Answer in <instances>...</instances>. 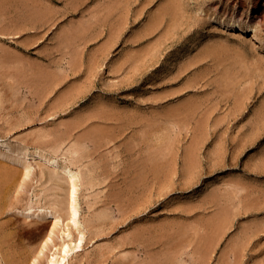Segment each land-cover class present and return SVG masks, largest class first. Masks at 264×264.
Returning <instances> with one entry per match:
<instances>
[{
    "label": "rangeland",
    "instance_id": "obj_1",
    "mask_svg": "<svg viewBox=\"0 0 264 264\" xmlns=\"http://www.w3.org/2000/svg\"><path fill=\"white\" fill-rule=\"evenodd\" d=\"M170 1L0 0V162L54 156L78 210L69 176L28 159L0 264H46L68 227L66 264H264V48L229 26L264 38V0ZM44 206L61 217L40 253L54 220L26 213Z\"/></svg>",
    "mask_w": 264,
    "mask_h": 264
},
{
    "label": "bare ground",
    "instance_id": "obj_2",
    "mask_svg": "<svg viewBox=\"0 0 264 264\" xmlns=\"http://www.w3.org/2000/svg\"><path fill=\"white\" fill-rule=\"evenodd\" d=\"M71 2H75V3H78V2H80V3H82V2H87V0H70ZM172 1V0H171ZM170 1V2H171ZM173 3H174V1H172ZM177 3H179L178 1H177ZM172 4V3H171ZM175 5H176V3H175ZM183 5V4H182ZM177 6H178V4H177ZM179 7V6H178ZM175 8V7H174ZM176 9V8H175ZM178 11H180V10H178ZM175 14V13H174ZM223 21V20H222ZM225 21V20H224ZM224 21L223 22H221V20H220V22L221 23H223L224 25L228 22H226V23H224ZM218 22V24H220V22L219 21H217ZM238 21H230V24L229 23H227V24H229V26L230 27H233V29H236V30H234V31H237L238 33H250L251 34V40H252V42L253 43H261L262 45H263V48H264V38H262L261 36H260V34H258L257 32H256V29L253 27V26H243V25H241V24H238L237 23ZM222 25V24H221ZM227 26V25H226ZM229 28V27H228ZM232 29V28H231ZM214 45V44H213ZM218 46H219V48H221L220 49V51H222L223 50V48H222V46L224 47V45H221V44H217ZM216 45V47L218 48V46ZM221 46V47H220ZM226 46V45H225ZM227 48V47H226ZM210 50V49H209ZM214 50V49H213ZM219 50V49H218ZM231 50V49H230ZM230 50H228V51H230ZM240 50V49H239ZM224 51H226V49L224 50ZM238 51V50H237ZM238 54H241V52L240 51H238ZM242 55V54H241ZM7 143H0V147L1 148H4V149H8L9 150V147H8V145H6ZM13 153H14V155H4V153H2V155H3V157H5L6 159H7V163H3L2 164V162H0V212H1V209H2V203L4 204L5 203V200L4 199H7V197L12 193V191H17L16 189H17V187L19 186L20 187V189H21V187H23L24 188V186H27V185H23L24 184V181L26 180V178L27 177H29L30 176V174H31V165H30V163L28 162V159H39V160H41V161H43L45 164H47V165H50L51 167L52 166H54V167H59L60 168V170L62 171V173H64V174H66V175H68L69 176V187L70 188H68L69 189V191H67L68 192V202H66L67 200L65 199V196H64V199L66 200L65 202L68 204V212L70 213V218H71V221L76 225L77 224V214H78V210H77V200H76V193H77V176L75 175V173L74 172H72L71 170H70V168L66 165H60L59 164V162L57 161V159L54 157V156H50V155H46V154H44V153H42V152H40V151H38V150H27V149H17V150H15V151H13ZM1 154V153H0ZM21 166V168H19ZM27 183H28V181H27ZM26 184V183H25ZM22 188V189H23ZM48 189V188H47ZM60 189H61V187H60ZM65 189V188H64ZM50 190V189H49ZM20 191V190H19ZM19 191H17L18 193H19ZM11 195H13V194H11ZM56 195V194H55ZM14 196V198H15V195H13ZM12 197V196H11ZM56 197V196H55ZM16 198H17V196H16ZM10 199V198H9ZM12 199H13V197H12ZM19 199V201H17ZM18 199H15V202L17 203H19L20 204V196L18 197ZM59 200V202L61 201V199L59 198L58 199ZM13 202L14 201V199L13 200H10V202ZM7 202V201H6ZM56 202H57V200H56ZM58 202V203H59ZM65 202H63V204L65 203ZM22 203V202H21ZM65 203V204H66ZM8 204V203H7ZM12 204H15V203H12ZM18 204V205H19ZM25 204H27V203H25ZM60 204V203H59ZM62 204V205H63ZM66 204V205H67ZM9 206H11V204H9L8 205V207ZM13 206H17V205H13ZM21 206V205H20ZM23 206V205H22ZM8 207H6V210H7V208ZM24 207V206H23ZM25 207H26V205H25ZM43 207V206H42ZM45 207V206H44ZM64 207H66V206H64ZM4 208V207H3ZM10 208V207H9ZM8 208V209H9ZM12 208V207H11ZM62 208V207H61ZM67 208V207H66ZM21 209H23L22 207H21ZM54 209V208H53ZM53 209H51L50 208V206L49 207H45V208H42V209H39V210H35V211H33L32 213H26L28 216H35V217H37V218H40V219H47V218H49V217H52L53 218V220H54V223L52 224L53 226H52V228H51V230L50 231H48V232H50V234L48 235L47 233H45L48 237H47V239H45L42 243H43V245H42V249H40L41 251H39L40 253H42L43 252V249L46 247V245L48 244V242L50 241V243H51V240L53 241V239H52V237L51 236H53L52 235V233L54 234V229H55V227L57 226V225H59L58 223H59V221H60V217L58 216V212L56 211H54ZM60 209V208H59ZM5 209H3V211H4ZM14 210V209H13ZM16 210V209H15ZM59 214H60V212H59ZM44 220H43V223H44ZM42 221V220H41ZM37 224V223H36ZM8 227V226H7ZM6 227V228H7ZM140 227V226H139ZM138 227V228H139ZM156 227V226H155ZM167 227V226H166ZM2 228H3V226H2ZM20 228V227H19ZM141 228V227H140ZM170 229H172L173 227H169ZM205 228H207V227H205ZM210 228V227H209ZM148 229H150V228H148ZM18 230V229H17ZM27 230V229H26ZM35 230V229H34ZM159 230V229H158ZM172 230H174V229H172ZM207 231H209V230H207ZM146 232H147V229H138L137 231H136V234H138V235H142L143 236V234H146ZM160 232H161V230H160ZM159 232V233H160ZM210 232V231H209ZM211 232H212V229H211ZM154 233V232H153ZM204 233H206V232H204ZM214 233V232H213ZM213 233H212V235H213ZM64 236H66L67 237V239L66 240H68V238H70V236H71V234H70V231H69V227L66 229V232H64ZM133 234V233H132ZM210 233H208V235H209ZM134 235V234H133ZM205 235V234H204ZM207 235V236H208ZM211 235V236H212ZM215 235V234H214ZM5 235H3V237H4ZM147 236H148V234H147ZM149 236H150V234H149ZM148 236V237H149ZM43 237H46V236H44L43 235ZM82 237H83V234L82 233H80L79 232V238H78V242L77 243H75L74 244V247H76V248H78V247H80V244H81V242H82ZM210 237V236H209ZM215 237V236H214ZM39 238V237H38ZM134 238V237H133ZM157 238V237H156ZM202 238H208V237H206V236H204V237H202ZM41 239H42V237H41ZM134 239H136V238H134ZM211 239H213V238H211ZM210 239V240H211ZM40 240V239H39ZM63 240H64V237H63ZM66 240H64L62 243H61V245H59L60 247L59 248H57L56 247V251H53L52 252V254L47 258V262H46V264H66V259H67V257H68V254H69V252H71L72 251V249L73 248H71L70 247V244H69V242L68 241H66ZM138 240V239H137ZM148 240V239H147ZM207 240V239H206ZM210 240H208V242H210L209 244H205L206 246H210L211 245V243L213 242V241H210ZM145 241V240H144ZM153 241V240H152ZM4 242V241H3ZM41 242V241H40ZM71 242V241H70ZM175 242V241H174ZM173 242V243H174ZM202 242H203V240H202ZM207 242V241H206ZM72 243V242H71ZM173 243H172V245H173ZM179 244V242H177L176 241V244ZM1 244V243H0ZM41 244V243H40ZM156 244V243H155ZM175 244V243H174ZM203 244V245H204ZM4 245H6V244H4ZM203 246L202 247V245H201V248H204V249H202V251L200 252L201 254V256L198 254V252H199V250H197L198 252L196 253V254H198V258L200 259V257H202L205 253H207V255H208V251L210 252V250H208L209 249V246H208V251H206V249H205V247L206 246ZM178 246V245H177ZM47 248V247H46ZM196 248V247H195ZM210 248H212L211 246H210ZM238 248H236L235 250H237ZM201 250V249H200ZM10 251V250H9ZM206 251V252H205ZM238 251H239V249H238ZM32 252H34V251H32ZM170 251H168V252H166V253H168V254H171V253H169ZM203 253V254H202ZM32 255H33V253H31ZM31 255V256H32ZM207 255H204V256H207ZM237 255V254H236ZM33 256H35V253H34V255ZM32 256V257H33ZM165 256V255H164ZM164 256L162 257L164 260L163 261H166L164 264H166L167 263V260H165L166 258H164ZM200 256V257H199ZM204 256H203V258H202V261L206 258L207 259V257H205L204 258ZM167 258H168V255H167ZM198 258L196 259L197 261H201V259L200 260H198ZM26 259V258H25ZM24 259V260H25ZM28 259V258H27ZM168 259H170V260H168L169 261V263H167V264H170L171 263V261H172V257H169ZM206 259H205V261H203V262H206ZM162 261V262H163ZM201 261V262H202ZM159 262H161V261H159ZM161 262V263H162ZM24 263V262H23ZM26 263V262H25ZM158 263V262H157ZM160 263V264H161ZM198 264H200V262L198 263ZM201 264H205V263H201Z\"/></svg>",
    "mask_w": 264,
    "mask_h": 264
}]
</instances>
